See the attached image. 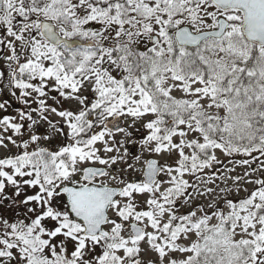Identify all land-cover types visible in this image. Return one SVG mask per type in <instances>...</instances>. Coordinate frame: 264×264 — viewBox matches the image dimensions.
Masks as SVG:
<instances>
[{
	"label": "snow or ice",
	"instance_id": "1",
	"mask_svg": "<svg viewBox=\"0 0 264 264\" xmlns=\"http://www.w3.org/2000/svg\"><path fill=\"white\" fill-rule=\"evenodd\" d=\"M0 264H264V0H0Z\"/></svg>",
	"mask_w": 264,
	"mask_h": 264
}]
</instances>
